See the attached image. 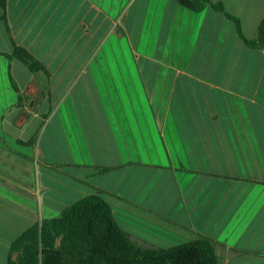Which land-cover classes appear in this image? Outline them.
<instances>
[{"label":"crops","instance_id":"crops-1","mask_svg":"<svg viewBox=\"0 0 264 264\" xmlns=\"http://www.w3.org/2000/svg\"><path fill=\"white\" fill-rule=\"evenodd\" d=\"M212 2L257 38L264 0ZM4 14L0 257L17 229L101 192L142 247L204 237L220 264H264V50L173 0H8ZM14 42L47 72L7 59Z\"/></svg>","mask_w":264,"mask_h":264},{"label":"trees","instance_id":"trees-1","mask_svg":"<svg viewBox=\"0 0 264 264\" xmlns=\"http://www.w3.org/2000/svg\"><path fill=\"white\" fill-rule=\"evenodd\" d=\"M195 13L211 7L234 23L237 34L250 49L264 50V20L256 39L245 37L239 18L227 12L222 2L212 0H173ZM8 0H0L7 9ZM6 14L0 20L6 21ZM9 60L23 63L32 73L47 72L26 48L14 42ZM12 85L17 91L18 88ZM36 137L24 142L33 145ZM6 264H220L217 244L208 238L168 248L142 247L120 226L111 205L101 192L79 199L59 217L34 223L15 238Z\"/></svg>","mask_w":264,"mask_h":264},{"label":"rangeland","instance_id":"rangeland-1","mask_svg":"<svg viewBox=\"0 0 264 264\" xmlns=\"http://www.w3.org/2000/svg\"><path fill=\"white\" fill-rule=\"evenodd\" d=\"M106 32V28L104 27V29H103V34H102V37L104 38V33ZM115 34V33H114ZM114 34L113 35H111L110 37H109V42L110 43H113V39H114ZM104 41V40H103ZM103 58H102V62H103V64H104V62H105V59H104V55L102 56ZM24 229V226H22V227H20V229ZM22 232V230H18L17 229V236L20 234ZM4 256V255H3ZM6 263V260H5V256H4V258L1 256L0 257V264H5Z\"/></svg>","mask_w":264,"mask_h":264}]
</instances>
